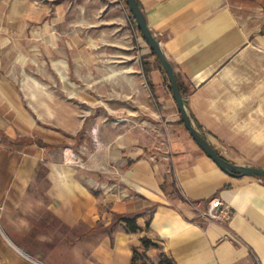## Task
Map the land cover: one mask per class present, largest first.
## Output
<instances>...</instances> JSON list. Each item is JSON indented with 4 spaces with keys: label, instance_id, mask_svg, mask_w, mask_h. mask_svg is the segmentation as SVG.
Masks as SVG:
<instances>
[{
    "label": "crops",
    "instance_id": "obj_1",
    "mask_svg": "<svg viewBox=\"0 0 264 264\" xmlns=\"http://www.w3.org/2000/svg\"><path fill=\"white\" fill-rule=\"evenodd\" d=\"M137 2L199 131L230 163L264 170V0ZM1 70V217L47 249L42 264H130L142 237L173 264H264V180L228 176L202 152L158 67L150 87L143 76L105 97L94 84L95 106L78 109ZM213 198L232 210L227 223L201 219Z\"/></svg>",
    "mask_w": 264,
    "mask_h": 264
},
{
    "label": "rangeland",
    "instance_id": "obj_2",
    "mask_svg": "<svg viewBox=\"0 0 264 264\" xmlns=\"http://www.w3.org/2000/svg\"><path fill=\"white\" fill-rule=\"evenodd\" d=\"M148 48L120 0H0L2 75L39 84L42 96L51 93L57 102L71 98L77 109L95 106L94 84L104 85L105 97L111 84H121L120 93H127V84H145L141 62ZM16 220L3 219L0 211V264H42L47 249ZM8 236L26 248H16ZM150 250L140 252L136 264H158L166 255L158 243Z\"/></svg>",
    "mask_w": 264,
    "mask_h": 264
},
{
    "label": "water",
    "instance_id": "obj_3",
    "mask_svg": "<svg viewBox=\"0 0 264 264\" xmlns=\"http://www.w3.org/2000/svg\"><path fill=\"white\" fill-rule=\"evenodd\" d=\"M127 7L130 11L132 18L138 29L140 30L143 41L149 49L155 54L160 65L166 74L171 88L172 98L176 104V108L181 117L184 127L190 137L194 140L196 145L202 152L225 174L231 177H257L264 179V170L251 166L235 165L224 159L218 152L211 146L207 139L195 127L191 120L185 105L184 97L179 89L178 81L172 64L165 57L161 48L159 39L155 37L146 23V19L136 0H125Z\"/></svg>",
    "mask_w": 264,
    "mask_h": 264
},
{
    "label": "trees",
    "instance_id": "obj_4",
    "mask_svg": "<svg viewBox=\"0 0 264 264\" xmlns=\"http://www.w3.org/2000/svg\"><path fill=\"white\" fill-rule=\"evenodd\" d=\"M120 1H121V2L124 4V6H125V9H126L127 14H128V18H129V20H130L131 25L133 26V29L135 30L136 34L142 39V36H141L140 30H139L138 27L136 26V24H135V22H134V19L132 18L131 14H130V11H129L128 7H127V4H126L125 0H120ZM136 1H137V0H136ZM137 3H138V2H137ZM147 57H152V58H153V60H154V65H153V63H151V62H149L148 60H146ZM154 66L158 67L159 70H160V71L162 72V74L164 75L165 80H166V83H167V86H168V89H169V91L171 92L170 84H169V82H168V79H167V77H166V74L164 73V71H163V69H162V67H161V65H160V62L158 61L157 57H156L155 54L150 50V54H149V56H142V62H141L142 73H143V76H144V78H145L147 84L149 85V87H150L151 84H152L151 81H150V72L152 71V69H153ZM175 76H176V74H175ZM176 78H177V81H178L179 89H180V91H181V93H182V95H183V97H184L185 94H186V91H185V89L183 88V86H182V84L180 83V81H179V79H178L177 76H176ZM179 117H180V115H179ZM191 120H192V118H191ZM192 121H193V120H192ZM193 123H194V122H193ZM180 124H182V125L184 126V123L182 122L181 117H180ZM194 124H195V127H196L198 130H200L199 127H198V125H197L196 123H194ZM184 128H185V127H184ZM201 134L204 136V134H203L202 132H201ZM204 137H205V136H204ZM205 138H206V137H205ZM206 139H207V138H206ZM207 141H208V140H207ZM43 145L46 146V147H50V146L47 145V144H43ZM260 179H261V178H260ZM262 180H264V179H262ZM165 184H166V181H165V183L161 186V188H164ZM170 185H171V186H174V183L171 182ZM122 222L124 223V230H125V232H127V233L134 234V233H137V232L140 230V228H139L138 225L136 224V220H135L134 218H123V219H122ZM147 226H148V224H146V227H147ZM140 242H141V247H142L143 251H147V250L150 249V247H153V246H156V245H157V243H156L154 240H152V239H150V238H147V237H142V238L140 239ZM139 253H140V251H138V250H133V251H132L130 264H136L137 257H138V255H139ZM158 264H173V263H172V260H171L169 257H167L166 255H164L163 253H161V254H160V258H159V262H158Z\"/></svg>",
    "mask_w": 264,
    "mask_h": 264
},
{
    "label": "built area",
    "instance_id": "obj_5",
    "mask_svg": "<svg viewBox=\"0 0 264 264\" xmlns=\"http://www.w3.org/2000/svg\"><path fill=\"white\" fill-rule=\"evenodd\" d=\"M68 158L71 159L72 155H68ZM72 162H75L74 158L72 159ZM232 216V210L227 205L223 204L218 198L209 200L205 209L200 214L201 219L207 224H225L232 218Z\"/></svg>",
    "mask_w": 264,
    "mask_h": 264
}]
</instances>
